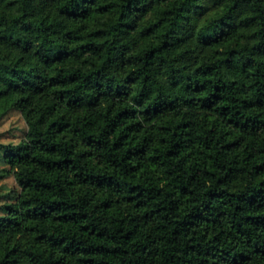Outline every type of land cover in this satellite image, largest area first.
I'll return each instance as SVG.
<instances>
[{
    "label": "trees",
    "instance_id": "16d2710c",
    "mask_svg": "<svg viewBox=\"0 0 264 264\" xmlns=\"http://www.w3.org/2000/svg\"><path fill=\"white\" fill-rule=\"evenodd\" d=\"M11 110L0 264H264V0H0Z\"/></svg>",
    "mask_w": 264,
    "mask_h": 264
},
{
    "label": "rangeland",
    "instance_id": "374dc122",
    "mask_svg": "<svg viewBox=\"0 0 264 264\" xmlns=\"http://www.w3.org/2000/svg\"><path fill=\"white\" fill-rule=\"evenodd\" d=\"M26 130L27 127L20 112L11 110L0 119V143L17 144L23 139ZM7 168V164L0 159V214L3 204L9 201V196L18 190L13 177L6 173Z\"/></svg>",
    "mask_w": 264,
    "mask_h": 264
}]
</instances>
